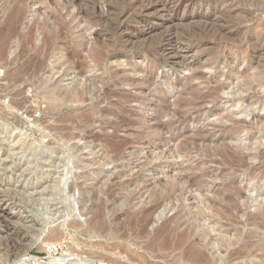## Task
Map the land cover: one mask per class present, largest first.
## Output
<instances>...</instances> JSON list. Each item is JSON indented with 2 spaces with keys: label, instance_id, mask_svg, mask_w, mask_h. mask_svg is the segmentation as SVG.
Listing matches in <instances>:
<instances>
[{
  "label": "rangeland",
  "instance_id": "rangeland-1",
  "mask_svg": "<svg viewBox=\"0 0 264 264\" xmlns=\"http://www.w3.org/2000/svg\"><path fill=\"white\" fill-rule=\"evenodd\" d=\"M127 1L0 0V264H264V0Z\"/></svg>",
  "mask_w": 264,
  "mask_h": 264
},
{
  "label": "bare ground",
  "instance_id": "bare-ground-1",
  "mask_svg": "<svg viewBox=\"0 0 264 264\" xmlns=\"http://www.w3.org/2000/svg\"><path fill=\"white\" fill-rule=\"evenodd\" d=\"M128 1L131 2L132 4H134V3H136L137 0H128ZM128 1H127V2H128ZM148 1H149V0H148ZM151 1H152V0H151ZM151 1H150V2H151ZM165 1H166V0H165ZM171 1H172V0H171ZM176 1H177V0H176ZM187 1H188V0H187ZM157 2H158V1H157ZM159 2H160V0H159ZM161 2H162V1H161ZM166 2H167V1H166ZM179 2H180V1H179ZM162 3H163V2H162ZM162 3H161V4H162ZM173 3H174V2H173ZM175 3H176V2H175ZM146 4H148V3H146ZM149 4H150V3H149ZM157 4H159V3H157ZM161 4H160V5H161ZM178 4H179V3H178ZM183 4H184V3H183ZM186 4H187V3H186ZM186 4H185V5H186ZM164 5H165V4H164ZM164 5H163L162 7H164ZM174 5H175V4H174ZM185 5H184V7H185ZM132 6H133V5H132ZM156 6H158V5H156ZM169 6H170V8H171L172 4H171V5L169 4ZM129 7H131V6L129 5ZM144 7H146V6H144ZM162 7H161V8H162ZM173 7H174L175 9L178 8V7H175V6H173ZM227 7H228V6H227ZM230 7H232V6H230ZM146 8H147V7H146ZM158 8H159V7H158ZM158 8H156V9H158ZM130 9H131V8H130ZM132 9H133V8H132ZM132 9H131V10H132ZM139 9H140V8H139ZM150 9H151V8L148 7L147 9H144V10H142V11L145 13V12L149 11ZM153 9H154V8H153ZM165 9H166V8H165ZM171 10H172V9H171ZM139 11H140V10H138V12H139ZM130 12H132V11H130ZM133 12H134V11H133ZM138 12H137V13H138ZM227 12H228V11H227ZM229 12H230V11H229ZM148 13L150 14V12H148ZM148 13H147V14H148ZM123 14H124V13H123ZM126 14H127V13H126ZM125 16H126V15H125ZM123 18L125 19V17H123ZM79 33H80V32H79ZM83 46H84V43H83ZM84 47H85V46H84ZM86 47H87V46H86ZM85 49H86V48H85ZM91 49H92V48H91ZM93 50H94V49H93ZM91 52H92V51H91ZM93 52H94V51H93ZM192 78H196V76L193 75ZM244 85H245V84H244ZM212 91H213V90H212ZM213 93H214V92H213ZM16 97H17V96H16ZM8 116H9V115H8ZM59 182H60V181H59ZM256 188H257V187H256ZM229 189H230V187H228V190H227V191H229ZM259 189H260V188H259ZM230 190H231V189H230ZM227 191H226V192H227ZM254 192H255V191H254ZM263 192H264V191H263ZM263 192H261V194H262ZM232 195H233L232 198H233L234 200H235L236 198L238 199V198L242 197V194L239 193V192H233ZM256 195H258V194L256 193ZM259 196H260V195H259ZM222 197H225L226 199H229L227 196H224V195H222ZM250 200H251V199H250ZM160 201H161V200H160ZM207 202H208L210 208L215 207V206H218V205H221V204H218V205H217V204H214V203L211 202V201H207ZM222 202H223V200L220 199V203H222ZM234 202H236V201H234ZM154 203H155V202H154ZM160 203H161V202H160ZM233 204H234V203H233ZM10 205H11V204H10ZM158 205H159V204H158ZM156 207H157V206L154 205V207L151 208V210H152V209L155 210L154 208H156ZM257 209H258V208H257ZM259 209H260V208H259ZM222 210H226V208H222ZM235 210H237V209L235 208ZM241 210H242V209H241ZM147 211H148V210H147ZM237 211H238V210H237ZM150 213H152V211H151ZM11 214H12V213H11ZM11 216H12V215H11ZM194 216H195V215H194ZM11 218H13V217H9V215L7 216L6 213H3V214H1V216H0V222H1L3 225H5V226L7 227V226H8L7 223H8V222H11V221H10ZM194 218H195V217H194ZM197 218H198V217H197ZM193 220H194V219H193ZM198 220H199V218H198ZM195 221H197L196 218H195ZM90 222H91V225H89L90 227H88V229H89V230H93V229L96 230L94 224H92V221H90ZM94 223H95V222H94ZM184 223H185V222H184ZM184 223H183V224H184ZM89 224H90V223H89ZM96 226H97L96 228L98 229V225H97V224H96ZM78 227H79V226H78ZM1 228H3V227L1 226ZM73 228H74V227H73ZM75 228H76V226H75ZM71 229H72V228H71ZM197 229H198V228H197ZM0 230H1V229H0ZM10 230H11V229H10ZM26 230H27V229H26ZM45 230H46V229H45L44 227L41 228V229H40V235H41L43 232H45ZM77 230H78V229H77ZM94 230H93V232H94ZM185 230H186V229H185ZM13 231H14V230H13ZM27 231H28V230H27ZM86 231H87V230H86ZM96 231H97V230H96ZM181 232H182V231H181ZM186 232H187V230H186ZM186 232H185V233H182V234L179 235V236H180V238H179V239H180V240H179L180 242H181V241L183 242L184 239H185V241H186V237H188V235H187ZM6 233H7V232H6ZM38 233H39V232H38ZM238 233H240V232H238ZM23 234H24V233H23ZM52 235H53V236H52L53 238H56V239H57V238L59 237V235H60V231H59V230H55V231H53V234H52ZM177 235H178V234H177ZM179 236H178V237H179ZM190 236H191V235H190ZM49 239H50V238H49ZM190 240H191V239H190ZM14 242H15V241H14ZM180 242H179V243H180ZM182 242H181V243H182ZM237 242H238V241H237ZM24 243H25V242H24ZM195 244H196V243H195ZM226 244H227V243H226ZM229 244H230V243H229ZM229 244H227V245H229ZM248 244H249V243H248ZM10 245H11V244H10ZM203 245H204V244H203ZM17 247H18L17 245H14V244H13V246H12V251H14V252L17 251V250H18ZM7 248H8V247H7ZM73 248H74V247H73ZM207 248H208V247H207ZM241 248H242V247H241ZM190 249H191V248H190ZM190 249H189V250H190ZM194 249H195V248H194ZM223 250H224V249H223ZM241 250H242V249H241ZM79 251H80V250H79ZM233 251H235V250H233ZM233 251H232V254L229 255V256H232L233 259H234L236 253H237V252L239 253V251H237V250H236V252H233ZM72 252H73V250H72ZM192 252H193V254L191 255V256H192V259H191V258H190V259H191V261H192L193 263H194V262L197 263L198 260H199L201 263H203V260H204V262H205V261H208V260H209V261H210V260L212 261V258H213V257H211V255L208 254V252H207L206 250L202 249V248L195 249V251L193 250ZM8 253H9V252H8ZM76 253H77V252H76ZM238 253H237V254H238ZM15 254H16V253H15ZM15 254H14V255H15ZM82 254H83V253H82ZM190 254H191V253H190ZM239 254H240V253H239ZM14 255H13V256H14ZM187 255H188V254H187ZM0 256H1V255H0ZM188 256H189V255H188ZM237 257H238V256H237ZM220 258H221V257H220ZM235 258H236V257H235ZM10 259H11V258H10ZM237 259H238V258H237ZM18 261H19V259L16 260V261H13L12 264H18ZM58 261H59V259L54 258L53 256H52V257L49 256L46 262H47V264H56ZM213 261H214V260H213ZM189 262H190V261H189ZM205 263H206V262H205ZM209 263H210V262H209ZM211 263H212V262H211ZM206 264H207V263H206Z\"/></svg>",
  "mask_w": 264,
  "mask_h": 264
},
{
  "label": "built area",
  "instance_id": "built-area-1",
  "mask_svg": "<svg viewBox=\"0 0 264 264\" xmlns=\"http://www.w3.org/2000/svg\"><path fill=\"white\" fill-rule=\"evenodd\" d=\"M2 78V72L0 71V80ZM60 248L56 245H48L45 248V254L47 256V258L49 256H53V257H57L58 253H59ZM40 260V257H36V256H28L27 258L21 260L20 262H18V264H37Z\"/></svg>",
  "mask_w": 264,
  "mask_h": 264
}]
</instances>
